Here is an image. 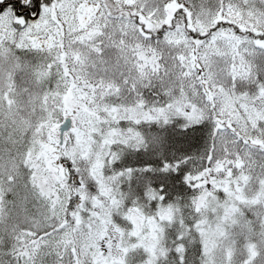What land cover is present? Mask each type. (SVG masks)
<instances>
[{"label": "snow or ice", "instance_id": "obj_1", "mask_svg": "<svg viewBox=\"0 0 264 264\" xmlns=\"http://www.w3.org/2000/svg\"><path fill=\"white\" fill-rule=\"evenodd\" d=\"M0 264H264V0H0Z\"/></svg>", "mask_w": 264, "mask_h": 264}]
</instances>
